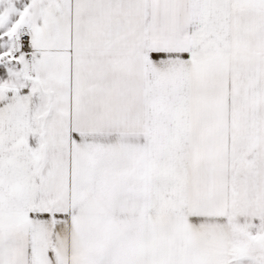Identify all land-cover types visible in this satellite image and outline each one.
Segmentation results:
<instances>
[{
	"label": "snow or ice",
	"instance_id": "snow-or-ice-1",
	"mask_svg": "<svg viewBox=\"0 0 264 264\" xmlns=\"http://www.w3.org/2000/svg\"><path fill=\"white\" fill-rule=\"evenodd\" d=\"M0 264H264V0H0Z\"/></svg>",
	"mask_w": 264,
	"mask_h": 264
}]
</instances>
